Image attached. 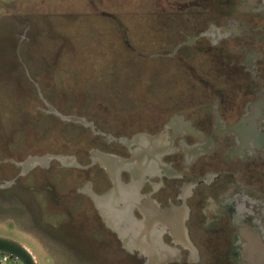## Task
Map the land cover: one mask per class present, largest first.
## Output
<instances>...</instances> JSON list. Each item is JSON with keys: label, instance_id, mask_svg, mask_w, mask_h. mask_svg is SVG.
I'll list each match as a JSON object with an SVG mask.
<instances>
[{"label": "flooded vegetation", "instance_id": "obj_1", "mask_svg": "<svg viewBox=\"0 0 264 264\" xmlns=\"http://www.w3.org/2000/svg\"><path fill=\"white\" fill-rule=\"evenodd\" d=\"M157 12L178 33L160 55L187 76L173 102L85 106L55 92L46 59L38 79L23 64L17 100L82 137H0V213L26 210L38 239L88 264H264V0Z\"/></svg>", "mask_w": 264, "mask_h": 264}, {"label": "rangeland", "instance_id": "obj_2", "mask_svg": "<svg viewBox=\"0 0 264 264\" xmlns=\"http://www.w3.org/2000/svg\"><path fill=\"white\" fill-rule=\"evenodd\" d=\"M159 1L167 2L0 0V125L4 127L0 137L24 140L41 133L54 145L59 137H82L78 126L36 113L27 98L17 100L19 87L33 86L23 64L38 79L44 76L38 72L42 59L52 68V88L67 92L74 103L78 97L89 106L100 97L130 110L142 95L173 102L187 76L176 60L160 55L172 49L178 33L174 18L155 13ZM18 54L24 61L21 66L14 58ZM32 230L26 210L7 205L0 213V236L27 246L37 264H88L48 240L41 241ZM212 258L207 255V262ZM95 259L91 264H108ZM113 262L109 264H118L117 258Z\"/></svg>", "mask_w": 264, "mask_h": 264}, {"label": "water", "instance_id": "obj_3", "mask_svg": "<svg viewBox=\"0 0 264 264\" xmlns=\"http://www.w3.org/2000/svg\"><path fill=\"white\" fill-rule=\"evenodd\" d=\"M78 121L79 118L68 117ZM0 250L18 258L23 264H37L36 257L32 251L25 245L7 237L0 236Z\"/></svg>", "mask_w": 264, "mask_h": 264}, {"label": "built area", "instance_id": "obj_4", "mask_svg": "<svg viewBox=\"0 0 264 264\" xmlns=\"http://www.w3.org/2000/svg\"><path fill=\"white\" fill-rule=\"evenodd\" d=\"M0 264H23L18 258L0 250Z\"/></svg>", "mask_w": 264, "mask_h": 264}]
</instances>
